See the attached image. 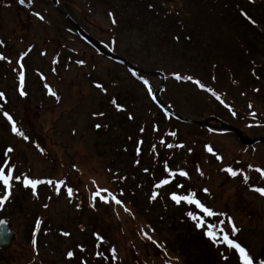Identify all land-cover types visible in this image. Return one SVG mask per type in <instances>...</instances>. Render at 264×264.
Returning <instances> with one entry per match:
<instances>
[{
  "label": "rangeland",
  "instance_id": "1",
  "mask_svg": "<svg viewBox=\"0 0 264 264\" xmlns=\"http://www.w3.org/2000/svg\"><path fill=\"white\" fill-rule=\"evenodd\" d=\"M25 3L0 0V163L20 177L0 209L14 231L0 264H242L206 234L217 227L264 264V196L252 190L264 188V144L197 123L264 137V0ZM24 177L53 183L34 194ZM192 192L223 215L171 199Z\"/></svg>",
  "mask_w": 264,
  "mask_h": 264
},
{
  "label": "snow or ice",
  "instance_id": "2",
  "mask_svg": "<svg viewBox=\"0 0 264 264\" xmlns=\"http://www.w3.org/2000/svg\"><path fill=\"white\" fill-rule=\"evenodd\" d=\"M20 2L22 4H24L26 2V0H20ZM28 2H30V0H28ZM0 59H4V57L3 56H0ZM176 78L178 80L181 79V77H179V76H177ZM186 79L192 80L191 77H187ZM20 82H21V87H23L24 77H23L22 74L20 76ZM194 83L199 84L200 82L199 81H194ZM97 87H100V86L97 85ZM201 87H203V86L201 85ZM24 94L25 93L23 91H21V95H24ZM49 94L50 95H55V93L52 92L51 89H49ZM2 95L3 94H0V96H2ZM213 95H215V93H213ZM216 98L217 99H220L219 96H217ZM114 103H115V101H114ZM5 115H7V114H5ZM253 116H255V113H253ZM8 119H9V121H11L12 120V117L11 116H8ZM97 127H99V125ZM12 128H13V131L17 133V135H23L22 131H20L16 127L15 122L12 123ZM171 135H175V133H171ZM161 143H164V142L161 141ZM168 147L171 148L172 145H168ZM178 147H183V145H178ZM12 151L13 150L11 148L7 149L5 151V153H4V156L7 157L8 153H10ZM139 151L140 150L138 148L137 149L138 154H139ZM209 151H211V149H209ZM217 158L219 159V157H217ZM166 170H167V166H166ZM13 171H14V166L13 165H10L9 164V161L7 159H4L2 161V163H0V185H2L3 188H4V190H5V194L2 197H0V209L3 208V206L6 203V201L11 196V190H12V187H13V181L14 180L15 181H19L20 180V177L19 176H15L14 177ZM223 171L228 172L233 177L241 174V173H238L236 171H233L231 168L223 169ZM256 171L261 174L262 178H264V171H262L260 169H256ZM176 175H179V176H187V173L184 172V171H180L179 173H175V172L169 171V176L175 177ZM248 180H249V178L247 176H244V182L245 183H248ZM44 183H47V184L51 185L53 183V181H50V180L49 181L32 180V179H29L27 177H24V179H23L24 186L25 187H31L33 189V193L34 194H35L36 187L38 185L44 184ZM169 183H171V180L165 179L161 183L157 184L156 187L159 188V187H161L163 185H167ZM252 190L258 192L261 196H264V188H253ZM67 191H68L69 196H71L72 193H73V189L68 188ZM102 191H105L106 192L107 190L97 189V191L95 193H93L92 200L95 201L97 198H99L103 202L108 203L109 202L108 199L104 195L101 194ZM108 195H111V194L109 193ZM156 195L157 194L154 192L153 195H152V199H155L156 198ZM195 197H196V193L192 192L188 196H178L176 194H173L171 196V199L174 202H176L177 204L181 203V201H186L189 204H195L197 206V208H199L204 213L205 217H214V216H217V215H223V214L215 213L212 210H210L209 208L204 207L200 203V201L197 200ZM112 200L116 204H121V201L118 200V199H116L115 196H112ZM194 219H196L197 226L198 227H204L205 226V223H204L203 220H201L199 218H196V217H194ZM3 223H4L3 221H0V224H3ZM223 223H224V221L221 220L220 221V224H223ZM228 224L231 225V228H232L231 235L232 236H235L237 234V232L239 231V229L236 228V226L234 225L231 217L228 218ZM217 233H221L222 235H219L218 236ZM206 234L209 236L210 239H213L214 242H216L217 240H219L220 242L227 244V246L229 248L236 249L239 252V254H240V258H241L242 264H254V259L250 256L249 252L246 251L243 247H241L240 244L235 243L232 239H230L229 238V235L227 233H225V230H224L223 227H217L215 232L212 231V229L210 228L209 231ZM64 235H67V233H64ZM97 239L102 241V238L99 237V236H97ZM72 255H73V253H71V252L68 253L69 258H71Z\"/></svg>",
  "mask_w": 264,
  "mask_h": 264
},
{
  "label": "water",
  "instance_id": "3",
  "mask_svg": "<svg viewBox=\"0 0 264 264\" xmlns=\"http://www.w3.org/2000/svg\"><path fill=\"white\" fill-rule=\"evenodd\" d=\"M52 2L54 3L55 5V0H52ZM74 27L76 28L77 32L79 33V35L83 38V39H86L97 51H99L103 56H106L107 58H118V59H121L120 57H117L116 55H114L112 52L110 51H107V50H104L101 46H100V43L97 42L95 39H93L92 37H90L87 33H85L80 27H78L75 23H73ZM122 60V59H121ZM123 61V60H122ZM126 63V62H125ZM164 109H166L169 113L173 114V112L168 109L165 105H163ZM178 118H180L182 121H185V122H192L191 120H188V119H184L182 117H180L179 115H177ZM214 121L216 122L217 124L215 126H213L214 128H217V129H224V130H227V131H230V132H233L237 135L239 141H241V143L243 145H252L256 142H261L264 144V138L263 137H257V138H249L247 136H244L243 134H241V132L217 119V118H214V117H209L208 119L204 120V121H201V122H197L199 125H202V126H206L208 125V121ZM211 126V125H210ZM4 222V221H3ZM14 239V234H13V231L9 230L7 228V224L4 222L3 224H0V250H6L9 248L10 244H11V241Z\"/></svg>",
  "mask_w": 264,
  "mask_h": 264
},
{
  "label": "bare ground",
  "instance_id": "4",
  "mask_svg": "<svg viewBox=\"0 0 264 264\" xmlns=\"http://www.w3.org/2000/svg\"><path fill=\"white\" fill-rule=\"evenodd\" d=\"M18 1V4H19V1L20 0H17ZM52 1V0H51ZM20 5L21 6H28L29 4L28 3H24V4H22L21 2H20ZM77 25V24H76ZM78 26V25H77ZM79 27V26H78ZM82 29V28H81ZM83 30V29H82ZM76 32H77V30H75ZM84 31V30H83ZM85 32V31H84ZM78 33V32H77ZM78 35H79V33H78ZM104 50H106V49H104ZM107 51H109V50H107ZM111 52V51H110ZM114 55H116L117 57H119V55L118 54H116V53H113ZM102 55V54H101ZM17 57H15V58H13V59H16ZM111 59V58H110ZM122 59V58H121ZM121 59H118V58H116V59H114V58H112L111 60H113L114 62H116V63H123L122 62V60ZM16 62H18V60L16 59ZM17 67H18V63H17ZM157 94V93H156ZM155 94V97L157 96ZM157 102H158V104H160L161 106H163L164 104H162L161 102H159L157 99H155ZM166 106V105H165ZM240 132H241V134H243L242 133V131L239 129V128H237ZM236 135V134H235ZM237 136V135H236ZM244 136H246V135H244ZM237 140H239L238 139V137H237Z\"/></svg>",
  "mask_w": 264,
  "mask_h": 264
}]
</instances>
